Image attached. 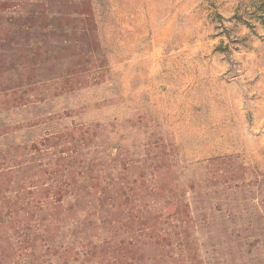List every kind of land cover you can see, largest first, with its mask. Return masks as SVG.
<instances>
[{"label":"rangeland","instance_id":"374dc122","mask_svg":"<svg viewBox=\"0 0 264 264\" xmlns=\"http://www.w3.org/2000/svg\"><path fill=\"white\" fill-rule=\"evenodd\" d=\"M0 264H264V0H0Z\"/></svg>","mask_w":264,"mask_h":264}]
</instances>
